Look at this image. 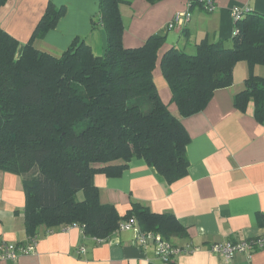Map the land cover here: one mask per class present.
Returning <instances> with one entry per match:
<instances>
[{
    "label": "trees",
    "instance_id": "trees-1",
    "mask_svg": "<svg viewBox=\"0 0 264 264\" xmlns=\"http://www.w3.org/2000/svg\"><path fill=\"white\" fill-rule=\"evenodd\" d=\"M120 3L99 0L91 19L106 37L100 57L81 37L58 56L34 46L64 15L63 7L47 6L19 55L18 41L0 29V171L21 178L22 222L30 239H37L40 226L75 225L85 236L107 240L129 221L166 242L183 238L185 228L170 214L132 203L120 216L101 204L92 178L118 177L137 159L168 184L183 178L189 138L179 117L201 111L215 90L229 87L239 62L249 73L233 105L243 111L251 101L254 120L264 125V78L253 74V67L264 66L263 15L245 12L233 21L230 43L201 40L190 55L164 46L159 34L142 46L124 48ZM157 67L170 91L169 104L154 86ZM170 104L179 117L169 111Z\"/></svg>",
    "mask_w": 264,
    "mask_h": 264
},
{
    "label": "crops",
    "instance_id": "crops-1",
    "mask_svg": "<svg viewBox=\"0 0 264 264\" xmlns=\"http://www.w3.org/2000/svg\"><path fill=\"white\" fill-rule=\"evenodd\" d=\"M212 12L194 4L190 20L182 28L167 29L172 16L187 9L188 0H121L124 48L142 46L148 37L162 35L167 48H189L201 40L230 43L234 22L231 10L264 16V0H212ZM63 7L65 13L44 37L34 40L38 49L60 55L76 37L84 39L93 55L104 53L106 37L102 27H92L99 0H0V29L18 41L22 51L47 6ZM191 50V51H190ZM229 87L215 90L204 109L179 117L189 142L186 145L187 174L168 184L142 159L128 162L118 177L96 174L92 180L101 204L111 205L122 216L132 203L157 214H170L185 228L183 238L169 240L192 251L173 256L168 264H264V249L250 255L234 253L229 259L210 252L216 243H237L264 236V125L254 120L253 103L243 111L235 109L233 98L244 89L249 69L239 62ZM157 67L153 73L159 99L169 104L170 91ZM20 176L0 171V242L24 245L30 239L24 230V196ZM69 225L36 231L33 253L0 264H167L151 247L141 248L132 231H122L100 242L85 236L81 228ZM195 248V249H194ZM80 249H83L80 251Z\"/></svg>",
    "mask_w": 264,
    "mask_h": 264
},
{
    "label": "built area",
    "instance_id": "built-area-1",
    "mask_svg": "<svg viewBox=\"0 0 264 264\" xmlns=\"http://www.w3.org/2000/svg\"><path fill=\"white\" fill-rule=\"evenodd\" d=\"M199 6L202 7L206 12H212L215 8L212 0H198ZM190 3H187V9L181 12L175 13L167 24V29L171 30L174 28H182L185 24L189 22L190 13L188 9ZM243 12L238 7H234L231 10V18L234 20H238ZM236 33L233 30V35ZM75 225H69L68 229L74 227ZM117 233L122 231H132L134 233V242L137 246L141 248L151 247L154 251V255L162 262L169 263L173 256L180 253H186L193 250L191 247H177L172 245L170 242H166V240L159 234L152 231H141L138 226L133 222H123L120 224L119 229L116 230ZM95 241L100 242L101 239H96ZM36 239L31 238L28 240L27 244L17 245V244H9V243H1L0 244V260H16L21 255H26L33 253L35 250ZM195 249V248H194ZM210 252L215 254H220L226 259H229L233 256L234 253H243L246 255H250L254 253L256 250L264 249V236L255 238L253 240H244L242 242L230 243H216L210 246ZM83 249H80L82 251Z\"/></svg>",
    "mask_w": 264,
    "mask_h": 264
},
{
    "label": "rangeland",
    "instance_id": "rangeland-1",
    "mask_svg": "<svg viewBox=\"0 0 264 264\" xmlns=\"http://www.w3.org/2000/svg\"><path fill=\"white\" fill-rule=\"evenodd\" d=\"M189 48H190V47H188L187 49H184L183 51H184L186 54H189V53L194 52V51L189 52ZM190 51H191V50H190ZM193 54H194V53H193ZM190 55H192V54H190ZM253 74L256 75V76H259V77H261V78H264V66H263V65H257V66H255V67H253ZM82 198H83L82 193L79 192L78 195H77V199H78V200H82Z\"/></svg>",
    "mask_w": 264,
    "mask_h": 264
}]
</instances>
